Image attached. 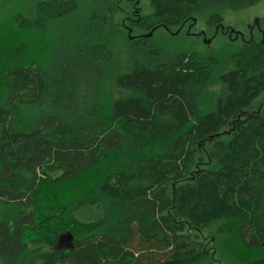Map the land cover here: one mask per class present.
Masks as SVG:
<instances>
[{"label": "trees", "instance_id": "1", "mask_svg": "<svg viewBox=\"0 0 264 264\" xmlns=\"http://www.w3.org/2000/svg\"><path fill=\"white\" fill-rule=\"evenodd\" d=\"M96 1L0 0V264H264V39L222 60L126 33L111 77ZM261 1L151 0L134 25Z\"/></svg>", "mask_w": 264, "mask_h": 264}, {"label": "rangeland", "instance_id": "2", "mask_svg": "<svg viewBox=\"0 0 264 264\" xmlns=\"http://www.w3.org/2000/svg\"><path fill=\"white\" fill-rule=\"evenodd\" d=\"M105 1L98 0L96 2L104 3ZM150 2L151 0H107L109 7L111 5H117L119 12L115 14L114 21L110 24L115 38V44L113 46L115 72H111V77H116L130 67V49L124 43L122 37L127 33L128 38L133 40L134 35L139 34L135 30L131 32V29L134 28L135 21L149 14L151 11ZM221 17L223 19V31L215 37H213V32L206 29L208 27V15H203L195 17V23L192 21H190L192 23H188L193 24L191 33H198L203 30L206 32L205 37L187 35L186 29L188 26L186 25L182 31L171 30L172 34L158 30L152 33L148 39H150L153 45L160 46L170 54L195 53L203 55L204 57H220L219 59L223 58L222 60H226L228 55L237 52L250 39H264V29L260 24L264 17V0L243 11H223ZM79 18L84 19V13H80ZM257 19L259 22L256 24L255 21ZM225 68V72L231 69L228 62ZM217 90V86L211 89L212 92H216ZM261 112H264V94L254 102L250 110L251 114ZM205 233L206 235H212V230L206 231ZM65 245H67V241H64L62 244V246Z\"/></svg>", "mask_w": 264, "mask_h": 264}, {"label": "flooded vegetation", "instance_id": "3", "mask_svg": "<svg viewBox=\"0 0 264 264\" xmlns=\"http://www.w3.org/2000/svg\"><path fill=\"white\" fill-rule=\"evenodd\" d=\"M131 1H133V0H131ZM142 18V17H141ZM139 20V19H138ZM137 20V21H138ZM137 21H135V23L137 22ZM190 21H192L193 23H195L194 22V18L193 19H191ZM190 21H188V22H190ZM192 22H190V23H192ZM134 23V22H133ZM134 23V24H135ZM190 23H188V24H184V25H182L179 29H178V31H182L183 29H184V27L187 25L188 27H187V29H186V34L187 35H195V36H201V37H205V31H201V32H198V33H191V31H192V25L190 24ZM212 24V25H211ZM137 25V24H136ZM208 27H206V29L207 30H209L210 32H213V37H215V36H217L218 35V33H222V31H223V27H222V24H217V25H213V23L211 22V23H209V25H207ZM136 30V31H139V34H136V35H134V39L135 38H137V39H146V38H148V37H151V36H149V35H151L152 33H154V32H156V31H158V29H153L152 31H150V32H148V33H141V31H140V29L139 28H135V25H134V28H132L131 30V32H133V30ZM213 29V30H212ZM221 29V31H219ZM161 30L162 31H164V32H166L167 34H172V31L170 30V29H168V28H165V27H163V28H161ZM212 30V31H211Z\"/></svg>", "mask_w": 264, "mask_h": 264}, {"label": "water", "instance_id": "4", "mask_svg": "<svg viewBox=\"0 0 264 264\" xmlns=\"http://www.w3.org/2000/svg\"><path fill=\"white\" fill-rule=\"evenodd\" d=\"M259 22V20L257 19L256 21H255V23L257 24ZM149 36H151V35H149ZM71 241H72V237L69 235L68 236V241H67V245H66V247H68V245L71 243ZM62 242H59V244H61Z\"/></svg>", "mask_w": 264, "mask_h": 264}]
</instances>
